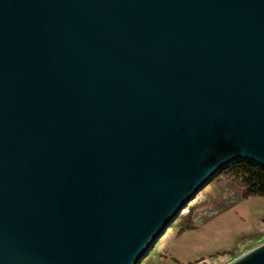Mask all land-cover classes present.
I'll return each mask as SVG.
<instances>
[{"label":"water","instance_id":"95a60500","mask_svg":"<svg viewBox=\"0 0 264 264\" xmlns=\"http://www.w3.org/2000/svg\"><path fill=\"white\" fill-rule=\"evenodd\" d=\"M238 160L264 169V0H0V264H138Z\"/></svg>","mask_w":264,"mask_h":264},{"label":"rangeland","instance_id":"374dc122","mask_svg":"<svg viewBox=\"0 0 264 264\" xmlns=\"http://www.w3.org/2000/svg\"><path fill=\"white\" fill-rule=\"evenodd\" d=\"M192 228L181 230L182 218ZM264 243V196H243L229 174L214 175L166 226L138 264H228Z\"/></svg>","mask_w":264,"mask_h":264},{"label":"trees","instance_id":"16d2710c","mask_svg":"<svg viewBox=\"0 0 264 264\" xmlns=\"http://www.w3.org/2000/svg\"><path fill=\"white\" fill-rule=\"evenodd\" d=\"M220 172L231 175L239 183L243 196H264V169L249 162L238 160ZM182 220L181 230L192 228L188 215Z\"/></svg>","mask_w":264,"mask_h":264}]
</instances>
